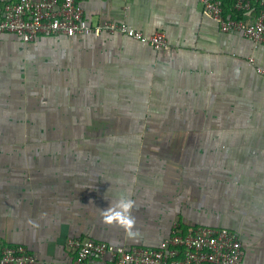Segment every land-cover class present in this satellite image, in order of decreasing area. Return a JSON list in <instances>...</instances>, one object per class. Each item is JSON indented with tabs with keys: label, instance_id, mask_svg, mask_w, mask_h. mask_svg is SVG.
Listing matches in <instances>:
<instances>
[{
	"label": "crops",
	"instance_id": "crops-1",
	"mask_svg": "<svg viewBox=\"0 0 264 264\" xmlns=\"http://www.w3.org/2000/svg\"><path fill=\"white\" fill-rule=\"evenodd\" d=\"M82 6L168 48L0 34V242L67 264L70 238L156 248L174 224L204 226L237 234L241 264H264V45L221 32L200 0ZM121 198L131 236L106 219Z\"/></svg>",
	"mask_w": 264,
	"mask_h": 264
},
{
	"label": "built area",
	"instance_id": "built-area-1",
	"mask_svg": "<svg viewBox=\"0 0 264 264\" xmlns=\"http://www.w3.org/2000/svg\"><path fill=\"white\" fill-rule=\"evenodd\" d=\"M87 0H0V34L32 43L40 36L74 38L98 34L118 35L149 46L168 48L163 32L145 35L124 22L91 24L82 4ZM125 3L127 0H123ZM230 1L232 15L224 12ZM204 12L223 33H239L255 46L264 45V0H200ZM128 7L126 6V9ZM254 13L251 18L249 13ZM246 18H251L247 21ZM253 63V59L249 60ZM264 75V70L256 68ZM66 249L73 254L67 264H241L244 249L236 233L225 228L174 224L156 248L115 247L105 242L70 238ZM35 257L21 245L0 242V264H35Z\"/></svg>",
	"mask_w": 264,
	"mask_h": 264
},
{
	"label": "clouds",
	"instance_id": "clouds-1",
	"mask_svg": "<svg viewBox=\"0 0 264 264\" xmlns=\"http://www.w3.org/2000/svg\"><path fill=\"white\" fill-rule=\"evenodd\" d=\"M133 206V201L130 199H118L108 210V215L106 217L109 223H111L112 221H116L118 225L124 228L130 236L134 235L132 228L135 223V219L131 215V209L133 208Z\"/></svg>",
	"mask_w": 264,
	"mask_h": 264
},
{
	"label": "trees",
	"instance_id": "trees-1",
	"mask_svg": "<svg viewBox=\"0 0 264 264\" xmlns=\"http://www.w3.org/2000/svg\"><path fill=\"white\" fill-rule=\"evenodd\" d=\"M231 9H232V6H231V3L229 2L228 5L226 7H224L225 14L232 15L233 13H232Z\"/></svg>",
	"mask_w": 264,
	"mask_h": 264
}]
</instances>
